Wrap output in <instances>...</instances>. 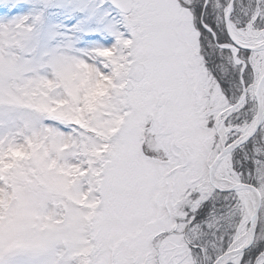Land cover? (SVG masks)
I'll list each match as a JSON object with an SVG mask.
<instances>
[{
	"label": "snow or ice",
	"instance_id": "snow-or-ice-1",
	"mask_svg": "<svg viewBox=\"0 0 264 264\" xmlns=\"http://www.w3.org/2000/svg\"><path fill=\"white\" fill-rule=\"evenodd\" d=\"M0 264H264V0H0Z\"/></svg>",
	"mask_w": 264,
	"mask_h": 264
}]
</instances>
